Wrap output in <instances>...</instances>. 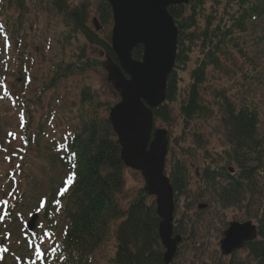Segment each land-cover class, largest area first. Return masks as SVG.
Segmentation results:
<instances>
[{
	"label": "rangeland",
	"instance_id": "1",
	"mask_svg": "<svg viewBox=\"0 0 264 264\" xmlns=\"http://www.w3.org/2000/svg\"><path fill=\"white\" fill-rule=\"evenodd\" d=\"M100 1L68 0V6L88 4L87 25L93 28L92 19H98ZM234 4L230 0H205L204 13L199 21L203 24L206 16L233 12L236 9ZM23 10L24 15L19 16L22 25L17 37L21 41L14 51L10 49L13 60H5V50H0L3 53L0 73L6 72L5 65L11 71L4 88L6 94L0 89L3 103L0 112V264H3L1 260L19 263L29 242H33V238L26 237L24 223L38 211L41 200L47 199L49 205L51 195L66 178L67 170L49 150L50 140L60 139L63 131L77 127L81 119L96 115L108 119L110 109L121 99L113 75L102 66L105 58L99 48L89 45L81 35L71 33L68 23L45 2L25 0ZM13 15H17L13 9L0 12L2 21L5 16ZM214 19L218 21V17ZM111 27V24L103 26L101 36L110 35ZM248 29L250 32L243 38L241 53L233 51L232 57H223L219 70L208 69L201 93L204 104L210 105L219 103L216 92H224L233 104H240L238 99L253 101L259 114V131L264 135V13ZM198 58L199 54L194 51L178 73V96L172 106L170 123L161 120L154 123V128L167 132L165 173H170L174 160H181L189 178V187L183 191L185 195L178 197L174 206L175 233L182 236V241L172 264H228L233 255L235 261L244 263L247 259L244 248L231 257H223L219 254V242L229 223H255L251 216L257 212V207L248 209V199H243L242 203L225 208L216 199L218 193L206 189L200 177L205 168L227 167L225 152L230 147L224 140L222 111L218 105L212 106L213 117L195 118L188 127L179 116L178 106L186 97L190 72ZM82 91L91 94L93 101L84 102ZM8 93L32 101L27 103L26 124L17 116V108L10 105L15 102L12 96H7ZM121 174L124 186L118 199L125 205L145 188L148 177L127 168ZM148 194V202L155 204V198ZM199 195H203L202 199L196 201ZM200 204L206 208L199 210ZM38 220L43 219L39 216ZM41 225L43 229L46 227L45 223ZM51 226L59 238L64 222ZM116 226H111L109 236L91 257L92 264H110L115 252L113 232Z\"/></svg>",
	"mask_w": 264,
	"mask_h": 264
},
{
	"label": "trees",
	"instance_id": "2",
	"mask_svg": "<svg viewBox=\"0 0 264 264\" xmlns=\"http://www.w3.org/2000/svg\"><path fill=\"white\" fill-rule=\"evenodd\" d=\"M41 1L68 23L71 33L81 35L89 45L99 48L111 66L117 65L110 48L109 35L100 37L87 26L88 4L70 7L68 0ZM230 1L235 2L236 9L233 12L206 16L203 24L199 18L203 16L205 0H188L186 5L168 8L177 29L175 63L167 78L165 100L153 111V117L154 122L161 120L165 124L170 123L172 106L178 96V73L184 69L191 54L197 52L198 62L190 72L186 97L178 106L179 116L184 126L188 127L195 118L213 117L215 113L212 106L218 105L221 109L224 140L230 147L225 152L227 167L205 168L200 177L206 189L218 193L216 199L225 208L242 203L243 199H248V209L257 207V212L251 216L257 225V238L244 247L246 261L237 262L232 254L228 264H264V135L259 131L258 110L253 101L248 99H238L240 104H233L224 92L215 94L219 103L204 104L201 93L208 78V69L219 70L223 57H232L233 51L241 53L243 38L250 32L248 28L264 13V0ZM24 5L25 0H0V12L7 9L17 12V15L5 16L2 22L0 17V31L9 32L8 45L11 46L13 42L12 47L18 44L15 39L22 25L19 22L24 15ZM110 14L109 4L104 0L100 1L97 5L100 26L112 24ZM214 17H218V21ZM17 40L20 41V37ZM7 56L13 60L10 52ZM132 56L135 60H141L142 47H136ZM10 72L6 70L5 73H0L2 84L7 82ZM82 95L84 102L93 101L92 95L87 91H82ZM79 122L81 123L77 127L72 128L69 138H66L68 155L63 154L62 160L58 159L71 174H75L74 181L70 186H64L68 190L63 196L52 194L53 198L44 211L43 218L50 225L54 220H47L50 218L49 210L56 213L54 219L57 225L65 222L61 237L57 241L54 239L56 252L45 257L46 264H92L91 257L109 236L111 226L115 224V252L110 264H165L163 248L157 236L160 219L156 214L155 204L148 202L147 188L137 192L125 205L118 199L124 186L121 174L124 166L108 120L96 115ZM200 139L199 137V144ZM230 166L236 172L229 173ZM167 176L175 203L178 197L185 195L183 191L189 187L188 172L181 160H174ZM202 196H197L196 201L202 199ZM54 200H59L60 204H53ZM57 207L59 211H56ZM50 225H47L48 231H51Z\"/></svg>",
	"mask_w": 264,
	"mask_h": 264
},
{
	"label": "water",
	"instance_id": "3",
	"mask_svg": "<svg viewBox=\"0 0 264 264\" xmlns=\"http://www.w3.org/2000/svg\"><path fill=\"white\" fill-rule=\"evenodd\" d=\"M112 12L111 49L119 68L127 75L122 78L118 67L108 69L121 101L111 109L109 122L121 148L124 166L146 174L147 192L155 197L156 214L160 219L158 235L165 252L163 261L170 264L179 236H173V189L164 173L168 139L166 131L157 129L152 139V109L165 99L167 75L173 69L177 29L168 14V7L187 4L188 0H105ZM95 30H99L93 19ZM141 45V61L131 57ZM202 208V206L200 207ZM32 217L28 227H33ZM219 242L222 256H229L257 238L256 226L251 221L231 222Z\"/></svg>",
	"mask_w": 264,
	"mask_h": 264
},
{
	"label": "snow or ice",
	"instance_id": "4",
	"mask_svg": "<svg viewBox=\"0 0 264 264\" xmlns=\"http://www.w3.org/2000/svg\"><path fill=\"white\" fill-rule=\"evenodd\" d=\"M74 178H75V174L72 173V174H70L68 176L67 180L64 183L66 185L70 186L73 183ZM67 190H68L67 187H62L61 189H59L58 195L59 196H63L65 194V192H67ZM5 203H7V201H5ZM46 203H47L46 199L41 200V202H40L37 210L38 211L39 210H43ZM52 203L55 204V205H59L60 204V201L59 200H54ZM59 210H60L59 207H57L56 208V211H59ZM40 227L43 229L44 226L43 225H40ZM44 235H51V233L45 232ZM4 251H7V249H4ZM52 251L55 252L56 249L53 248ZM37 255L40 256V257H43L44 253L41 252L39 249H37Z\"/></svg>",
	"mask_w": 264,
	"mask_h": 264
}]
</instances>
